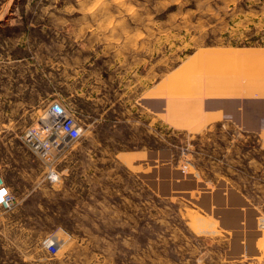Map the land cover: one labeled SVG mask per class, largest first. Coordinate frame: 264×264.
Segmentation results:
<instances>
[{"label":"rangeland","instance_id":"obj_1","mask_svg":"<svg viewBox=\"0 0 264 264\" xmlns=\"http://www.w3.org/2000/svg\"><path fill=\"white\" fill-rule=\"evenodd\" d=\"M160 79L172 117L116 123ZM53 101L82 135L45 161ZM2 123L0 264H264V0H0Z\"/></svg>","mask_w":264,"mask_h":264},{"label":"crops","instance_id":"obj_2","mask_svg":"<svg viewBox=\"0 0 264 264\" xmlns=\"http://www.w3.org/2000/svg\"><path fill=\"white\" fill-rule=\"evenodd\" d=\"M163 81H164L163 79H160L151 88H149L142 97H139L138 94H136L135 96H132V98H130L129 100L130 110L126 109V111H128L132 115L133 114L136 115L137 117H118V118L116 117L117 118L116 123L117 122L125 123L129 121L133 122L134 120V123L137 125L140 118L138 117L140 105L144 109H146V111H148L149 114L153 116L152 119H154V117H157V120L159 121L162 120L163 122H165L169 119L168 117L171 118L172 117L170 113L171 106L168 105L167 95L165 91H163V87H162ZM95 96H98V93L93 94L92 92H89L87 94L84 91V100L89 103L90 112L84 110V114L87 115V117H83V120L90 122V124H95L102 120V117H94L93 115L95 111L94 108H97L98 111L101 110L100 98L97 97L95 99L94 98ZM247 101H250V99H246L242 97H234V96L206 98L203 100L201 104L202 113H199L197 116L206 117L205 119L207 121L210 120L218 121L220 117L223 120L233 119L239 121L240 117H245V115L242 114V111L240 112L241 103ZM53 104H58L61 106L60 103L53 101L48 105V107L44 110V112L47 111ZM39 118L40 117H36L35 122ZM8 125L9 123L7 124V126ZM0 126L1 127L6 126V124L2 123L0 124Z\"/></svg>","mask_w":264,"mask_h":264},{"label":"built area","instance_id":"obj_3","mask_svg":"<svg viewBox=\"0 0 264 264\" xmlns=\"http://www.w3.org/2000/svg\"><path fill=\"white\" fill-rule=\"evenodd\" d=\"M81 135L82 128L78 125L76 118L62 106L53 104L33 126L25 129L22 139L32 154L49 161L53 151L67 147L80 139ZM56 177L57 175L53 170L47 174V179L50 181H54ZM5 197L6 202L4 201V203L11 204L10 195Z\"/></svg>","mask_w":264,"mask_h":264},{"label":"water","instance_id":"obj_4","mask_svg":"<svg viewBox=\"0 0 264 264\" xmlns=\"http://www.w3.org/2000/svg\"><path fill=\"white\" fill-rule=\"evenodd\" d=\"M2 183V181L0 180V184ZM6 194V189L5 188H1L0 189V203H3V206L6 207V204L4 203V199L3 196Z\"/></svg>","mask_w":264,"mask_h":264},{"label":"bare ground","instance_id":"obj_5","mask_svg":"<svg viewBox=\"0 0 264 264\" xmlns=\"http://www.w3.org/2000/svg\"><path fill=\"white\" fill-rule=\"evenodd\" d=\"M8 194H9V192H8ZM8 194H7V192H6V194L3 196V199H4L5 202H6V197H5V196L8 195ZM0 205H3V203H0ZM6 205H7V204H6Z\"/></svg>","mask_w":264,"mask_h":264}]
</instances>
